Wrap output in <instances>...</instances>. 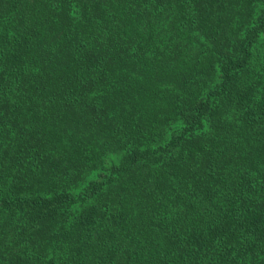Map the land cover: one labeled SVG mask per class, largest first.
I'll list each match as a JSON object with an SVG mask.
<instances>
[{
  "label": "trees",
  "instance_id": "trees-1",
  "mask_svg": "<svg viewBox=\"0 0 264 264\" xmlns=\"http://www.w3.org/2000/svg\"><path fill=\"white\" fill-rule=\"evenodd\" d=\"M0 264H264V0H0Z\"/></svg>",
  "mask_w": 264,
  "mask_h": 264
}]
</instances>
